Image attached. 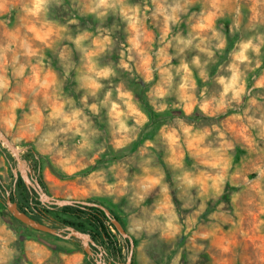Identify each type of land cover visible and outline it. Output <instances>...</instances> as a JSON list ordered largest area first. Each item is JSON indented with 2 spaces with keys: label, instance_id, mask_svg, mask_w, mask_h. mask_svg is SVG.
<instances>
[{
  "label": "clouds",
  "instance_id": "obj_1",
  "mask_svg": "<svg viewBox=\"0 0 264 264\" xmlns=\"http://www.w3.org/2000/svg\"><path fill=\"white\" fill-rule=\"evenodd\" d=\"M0 132L118 205L141 264H204L264 229V0H0ZM17 240L0 225V264Z\"/></svg>",
  "mask_w": 264,
  "mask_h": 264
},
{
  "label": "rangeland",
  "instance_id": "obj_2",
  "mask_svg": "<svg viewBox=\"0 0 264 264\" xmlns=\"http://www.w3.org/2000/svg\"><path fill=\"white\" fill-rule=\"evenodd\" d=\"M57 15H60V10H56ZM15 13H13V17ZM83 23V21H82ZM111 23V21H109ZM225 24V31H227V24L229 21H222ZM233 40L229 37V48H231ZM51 56V52L48 53ZM116 59V57H112ZM223 59V58H222ZM55 64V61H54ZM55 67V65H53ZM130 86L133 88H139V85H136L135 82H130ZM67 90V89H66ZM139 96L143 97V92L139 91L137 93ZM145 104L147 103L146 100L144 101ZM147 111L150 115L154 117V123H159V117H155V114L151 112L150 108H147ZM176 114L183 115L180 112ZM199 117H193V119H198ZM223 117H221L222 119ZM11 142L20 150L21 156L23 159L27 161V165L34 167L40 173V178L45 185V190L51 196L57 198H71V199H79V200H96L113 209V211L118 215L119 221L127 231V223L126 220L123 218L122 211L120 207L114 204L111 200L96 197V196H89L85 189L77 182L72 180H67L62 177L61 174L51 165L50 162L45 161L43 158L40 159V166L38 167L37 162L32 156H29L30 152L28 149H31L30 145L25 144L23 147H20L16 143L13 142L12 137L7 133H4ZM3 149L7 150V147L4 144H0V157L4 158V165L0 166V178L2 182L5 184L7 190H10L14 183L12 180V172L11 167L15 166V160L13 159V154L9 150L6 152ZM133 150H135V146H133ZM246 155L242 151V149L238 146L236 149V161L239 163L242 156ZM103 163V158L100 161H97V165ZM254 178V177H250ZM230 191V189H228ZM14 192L16 196V201L22 205L26 212L30 216H39L37 212H35L31 206L23 200L21 195V191L14 186ZM225 201L228 200V195L226 193L225 197L223 198ZM213 209H209L212 211ZM51 219L55 220H70L73 223L81 222L79 219H76L74 216L67 215L58 211H48L45 213ZM264 219V217H260ZM42 222L49 223L53 225L47 218L42 217ZM254 223L253 217L245 216V223H244V231L245 235H241L239 232H231L228 233L227 229H223V232L218 234L216 237L210 239L207 243V248L205 251V255L202 256V261L204 264H253L252 254L253 249L257 243H264V229H262L261 233H256L255 229L252 227ZM82 228L81 230L85 232H89L93 239L100 245L104 247V249L108 252L107 246L100 235H97L93 228L87 224V222L82 221ZM0 225H7L8 228L13 230L16 235L18 236V240L12 246L18 248L19 255L16 257L13 264H34L32 259L28 258V253L25 251V240L32 241L36 244L41 245V250H45L44 255V264H95L93 257H88L87 254L84 252L81 243L76 240H67L63 239L48 233H44L41 231L34 230L30 227L23 226L21 223L15 220L13 216H11L7 210L5 209L4 200L0 201ZM71 226V225H70ZM77 228L76 226H72ZM111 232L114 234L119 247L122 249L123 252V260L126 258L127 253L124 252V247L122 241L125 239L119 236V233L116 231L113 225H109ZM223 233L228 234V239L230 244L228 247L230 248L229 252L223 251L225 247L224 244V236ZM134 239V253L132 264H141L139 257L142 255L140 251H137L140 241L137 240L135 237ZM187 243V238L181 241V247ZM125 247L128 249V243L125 241ZM145 251H150L149 249H145ZM163 256V253H160ZM186 259V257H185ZM157 264H160L157 261ZM182 264L184 262L182 261Z\"/></svg>",
  "mask_w": 264,
  "mask_h": 264
},
{
  "label": "water",
  "instance_id": "obj_3",
  "mask_svg": "<svg viewBox=\"0 0 264 264\" xmlns=\"http://www.w3.org/2000/svg\"><path fill=\"white\" fill-rule=\"evenodd\" d=\"M4 144L7 147V150L12 152L13 159L15 160V166L11 167V172L14 177V184L20 176L23 180L24 184L28 189H34L38 194L39 200L43 204L47 205H55L58 207L63 206H72V205H88V206H96L102 210H104L107 217L110 219V222L115 227L116 231L120 233L125 240L128 241V254L126 258L122 261H113L107 260V251L104 247L98 244L92 237L89 232H85L79 229H76L72 226H66L63 228L55 227L49 223H45L35 219L34 217L27 214L25 211L21 210L18 206L17 201L11 200L10 190L6 189L5 192V206L7 212L13 216L16 220L21 222L24 226L30 227L34 230L41 231L44 233H48L63 239L67 240H76L81 243V246L84 252L88 257H93L95 264H132L133 252H134V239H130L127 236L126 230L115 216L111 213L109 208L105 205L95 202V201H87V200H79V199H71V198H57L51 196L47 193V191L43 188L41 183L36 177H33V167L27 165V161L22 158L20 150L11 142V140L3 133L0 132V144ZM93 248H96L95 252Z\"/></svg>",
  "mask_w": 264,
  "mask_h": 264
},
{
  "label": "trees",
  "instance_id": "obj_4",
  "mask_svg": "<svg viewBox=\"0 0 264 264\" xmlns=\"http://www.w3.org/2000/svg\"><path fill=\"white\" fill-rule=\"evenodd\" d=\"M3 151L6 152L7 150L3 149ZM28 151L30 153L27 155L32 156L35 159V161L37 162L38 167H39L40 166V157L35 155V153L31 149H28ZM12 180H13L12 183H14L13 175H12ZM15 186L21 191V195L23 197V200L25 202H27L31 206V208L39 214V216H33L35 219L42 221V217H45L55 227L63 228V227L71 225V226H76L77 227L76 229H79V230H81L80 228H82V226H83L80 223H82V221H85V222H87L88 225H90L93 228L95 233L97 235H100L102 237V239L104 240V242L107 246V249H108L107 260H113V261H122L123 260L122 249L119 247L118 242H117L114 234L111 232L110 227H109V225H113V224L110 222V219L107 217L104 210H102L96 206H88V205H72V206H63V207H58L55 205L49 206L47 204H43L39 200L38 195L33 191L31 192L27 188V186L24 184L23 180H21V178H18V180L15 183ZM42 186L45 189V185L43 182H42ZM6 189L7 188H6L5 184L2 182V180L0 178V201H3V200L5 201V195L4 194L6 192ZM10 193H11V200L16 201L14 186L11 187ZM90 201H95V202L100 203L99 201H96V200H90ZM4 205H5V203H4ZM18 206L21 210L26 212L25 208L22 205H20L18 203ZM106 207L109 208V210L111 211L113 216H115L117 219H119L118 215L113 211L112 208H110L108 206H106ZM5 209H6V206H5ZM51 210L74 216L76 219H79L81 222L73 223L72 221L66 220V219H63V220L51 219L48 216H46V214H45L46 212L51 211ZM16 221H18V220H16ZM19 223H21V222H19ZM125 241L128 243L127 240H125Z\"/></svg>",
  "mask_w": 264,
  "mask_h": 264
},
{
  "label": "flooded vegetation",
  "instance_id": "obj_5",
  "mask_svg": "<svg viewBox=\"0 0 264 264\" xmlns=\"http://www.w3.org/2000/svg\"><path fill=\"white\" fill-rule=\"evenodd\" d=\"M33 177H36L38 180H39V182L41 183V185H42V179L40 178V173H39V171L37 170V169H35L34 167H33ZM18 178H21L20 176L18 177ZM18 180V179H17ZM22 180V179H21ZM31 192L33 191V192H35V190L34 189H29ZM36 193V192H35ZM37 194V193H36ZM38 195V194H37ZM94 249V251L96 252L97 251V249L96 248H93ZM107 259V258H106Z\"/></svg>",
  "mask_w": 264,
  "mask_h": 264
},
{
  "label": "crops",
  "instance_id": "obj_6",
  "mask_svg": "<svg viewBox=\"0 0 264 264\" xmlns=\"http://www.w3.org/2000/svg\"><path fill=\"white\" fill-rule=\"evenodd\" d=\"M40 249H41V245L40 244H36Z\"/></svg>",
  "mask_w": 264,
  "mask_h": 264
}]
</instances>
